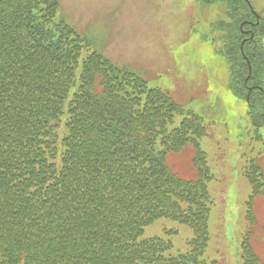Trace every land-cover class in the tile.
<instances>
[{"label": "trees", "instance_id": "16d2710c", "mask_svg": "<svg viewBox=\"0 0 264 264\" xmlns=\"http://www.w3.org/2000/svg\"><path fill=\"white\" fill-rule=\"evenodd\" d=\"M222 6L215 24L230 86L264 123V39L244 0ZM59 0H0V264H207L213 180L199 140L207 128L173 97L92 53L57 19ZM252 20V21H251ZM255 24V23H254ZM262 88V91H261ZM245 97V98H244ZM177 116H185L174 126ZM194 150L195 180L180 178L167 156ZM253 203L264 199V170H246ZM248 215L249 227L255 222ZM160 219L187 226L190 250L169 255L163 238L140 240ZM256 224V223H255ZM242 264H264L245 237Z\"/></svg>", "mask_w": 264, "mask_h": 264}, {"label": "rangeland", "instance_id": "374dc122", "mask_svg": "<svg viewBox=\"0 0 264 264\" xmlns=\"http://www.w3.org/2000/svg\"><path fill=\"white\" fill-rule=\"evenodd\" d=\"M57 19L73 27L86 44L82 58L99 53L116 66L144 78L150 88L169 93L187 112L197 114L208 136L199 140L213 180L210 240L202 257L207 264H242L246 235L264 260V199L253 203L245 175L252 159L264 170V126L248 119L246 100L230 88V67L221 52L215 24L227 21L222 6L199 0H59ZM264 28V0H250ZM252 21V20H251ZM264 48V39L260 40ZM245 98V97H244ZM185 116H177L178 126ZM258 125V124H256ZM193 149L167 157L180 178L195 180ZM257 162L256 160H254ZM255 222L249 227L248 215ZM256 223V224H255ZM160 237L172 242L171 256L185 254L194 234L187 226L161 219L145 228L140 240Z\"/></svg>", "mask_w": 264, "mask_h": 264}, {"label": "water", "instance_id": "95a60500", "mask_svg": "<svg viewBox=\"0 0 264 264\" xmlns=\"http://www.w3.org/2000/svg\"><path fill=\"white\" fill-rule=\"evenodd\" d=\"M247 1V0H246Z\"/></svg>", "mask_w": 264, "mask_h": 264}]
</instances>
